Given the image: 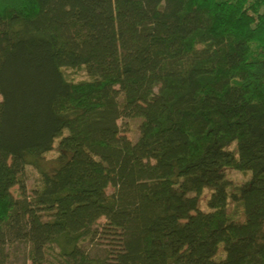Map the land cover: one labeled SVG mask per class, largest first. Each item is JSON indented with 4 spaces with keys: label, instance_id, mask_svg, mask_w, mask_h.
Instances as JSON below:
<instances>
[{
    "label": "trees",
    "instance_id": "16d2710c",
    "mask_svg": "<svg viewBox=\"0 0 264 264\" xmlns=\"http://www.w3.org/2000/svg\"><path fill=\"white\" fill-rule=\"evenodd\" d=\"M15 243L28 264H264V0H0V264Z\"/></svg>",
    "mask_w": 264,
    "mask_h": 264
},
{
    "label": "rangeland",
    "instance_id": "374dc122",
    "mask_svg": "<svg viewBox=\"0 0 264 264\" xmlns=\"http://www.w3.org/2000/svg\"><path fill=\"white\" fill-rule=\"evenodd\" d=\"M65 74L68 76V78H74V79H80L84 77V73L81 70H75V69H65ZM139 119L137 118H122L118 120V125L120 127V130L123 134L127 136V138L131 141H135L138 137V125H139ZM54 155V152L51 151L46 154V157H51ZM226 176L234 183H240L244 180H246L249 176V171L241 172L236 171L232 168H226L225 169ZM37 177L36 170H34L32 167H26L24 171V183L26 187L27 194H30L33 181ZM107 192H111V188H107ZM11 193L13 196L17 197L20 193L17 186H13L11 188ZM210 193V187H204L202 190V193L198 200V208L200 210H207V198ZM229 209H233L234 204L232 202L228 203ZM105 223L104 218H100L95 227L97 229L96 238L92 243H85V246L87 250L92 255H100V256H106L107 253L110 250H113L117 246V238L108 231H105L103 229ZM9 252V261L7 264H28V260L26 259L27 255V247L20 243H15L12 246L8 247ZM221 249L219 250L218 256L222 255Z\"/></svg>",
    "mask_w": 264,
    "mask_h": 264
}]
</instances>
